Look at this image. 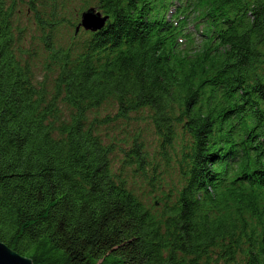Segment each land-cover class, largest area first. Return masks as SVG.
<instances>
[{
  "label": "trees",
  "instance_id": "16d2710c",
  "mask_svg": "<svg viewBox=\"0 0 264 264\" xmlns=\"http://www.w3.org/2000/svg\"><path fill=\"white\" fill-rule=\"evenodd\" d=\"M22 1L0 0V240L33 264H264V0H78L109 15L78 33L76 0H24L50 84ZM135 114L159 157L137 132L118 166L102 124Z\"/></svg>",
  "mask_w": 264,
  "mask_h": 264
},
{
  "label": "rangeland",
  "instance_id": "374dc122",
  "mask_svg": "<svg viewBox=\"0 0 264 264\" xmlns=\"http://www.w3.org/2000/svg\"><path fill=\"white\" fill-rule=\"evenodd\" d=\"M80 2L78 0L75 1V8L78 9V12H80L81 8ZM83 9V8H82ZM79 15V13H78ZM15 23L20 29H24L23 31V39L21 40L23 51L24 52H30L29 54V61L34 67V74L40 79H44L45 76H47L46 82L50 84L49 81V74L44 70L43 65H40L39 63V56L41 52V45L38 44L39 37L42 36V31L45 33L44 29L42 28V31L40 27H38L37 23L34 21L33 16L29 11H26L24 6V0L19 3V11L16 12L14 16ZM66 33V32H65ZM36 48L37 54L33 53L32 51ZM50 87V85H49ZM59 108L63 112V116L65 118H68V112L69 108L68 106L61 100L58 103ZM115 110L112 109L110 106H105L103 108V112L111 114ZM104 113V114H105ZM140 114H135L136 118H130L129 120L126 119H116L113 121H110L108 123H103V129L107 130V132L111 136H115L117 142H120V144L117 146V155L114 157L115 163L119 166L122 165V159L127 158L124 156V154L120 151L126 150L125 146L126 143H128L133 135L137 132H140L141 138L144 140L147 149L149 150L150 154L155 156L156 158L159 157L158 151L159 148V142L161 140V137L158 135L157 131L154 129V125L152 124L151 120L147 117H143ZM142 117L143 119L139 118ZM101 125V127H102ZM114 138V137H113ZM120 147V148H119ZM173 159V151H170V157L168 160V166H166V163L164 161L161 162V165L163 168L166 169L169 173L171 172L170 167L173 165L174 161ZM116 164L114 166H116ZM124 164V161H123ZM127 174L130 177L131 181L133 182V187L136 188L139 191H142L144 193H148L149 191L155 192L157 191V188L154 186H151L153 183V180L148 179V176L140 175L139 173L132 172L130 170V167L127 169Z\"/></svg>",
  "mask_w": 264,
  "mask_h": 264
},
{
  "label": "water",
  "instance_id": "95a60500",
  "mask_svg": "<svg viewBox=\"0 0 264 264\" xmlns=\"http://www.w3.org/2000/svg\"><path fill=\"white\" fill-rule=\"evenodd\" d=\"M108 19V14L103 15L101 11L93 7L88 8L80 12L74 31L75 33H78L80 29L92 32L97 31L105 25ZM0 264H33V262L30 258L12 250L0 240Z\"/></svg>",
  "mask_w": 264,
  "mask_h": 264
},
{
  "label": "bare ground",
  "instance_id": "6f19581e",
  "mask_svg": "<svg viewBox=\"0 0 264 264\" xmlns=\"http://www.w3.org/2000/svg\"><path fill=\"white\" fill-rule=\"evenodd\" d=\"M94 8V7H93ZM96 9V8H95Z\"/></svg>",
  "mask_w": 264,
  "mask_h": 264
}]
</instances>
